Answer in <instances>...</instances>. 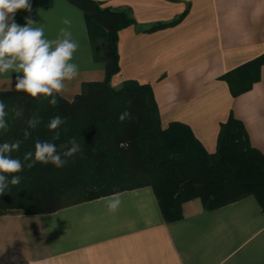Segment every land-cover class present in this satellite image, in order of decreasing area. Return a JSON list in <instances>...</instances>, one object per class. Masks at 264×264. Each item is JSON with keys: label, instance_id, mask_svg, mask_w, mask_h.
Segmentation results:
<instances>
[{"label": "crops", "instance_id": "0c3cea01", "mask_svg": "<svg viewBox=\"0 0 264 264\" xmlns=\"http://www.w3.org/2000/svg\"><path fill=\"white\" fill-rule=\"evenodd\" d=\"M93 1L136 21L119 33L115 89L127 81L150 85L162 128L187 126L209 153L216 152L221 126L232 115L264 154V66L260 81L238 97L222 80L264 55V0ZM28 2L31 10H17L15 23L31 20L46 39L67 28L78 41L71 61L78 75L59 95L72 100L84 83L103 82L107 63L95 58L103 54L101 44L95 51L84 12L68 0ZM185 13L173 27L145 32ZM17 75L0 74V93L22 92L14 90ZM118 195L115 213L107 208L110 195L49 214L0 216V264H264V212L253 196L216 210L192 200L183 205L182 220L168 223L152 188Z\"/></svg>", "mask_w": 264, "mask_h": 264}, {"label": "trees", "instance_id": "16d2710c", "mask_svg": "<svg viewBox=\"0 0 264 264\" xmlns=\"http://www.w3.org/2000/svg\"><path fill=\"white\" fill-rule=\"evenodd\" d=\"M68 1L84 12L94 50L100 44L106 47L101 58L95 56L107 63L106 78L84 83L72 100L54 93L56 106L49 103L51 97L43 95L34 99L24 92L0 93L9 125L7 131L0 130V144L23 141L11 156L25 164L19 173L4 174L9 180L19 175L21 182L0 193V216L15 211L49 214L145 187L153 189L168 223L182 220L183 205L196 199L205 209L216 210L253 196L264 212V154L252 147L244 124L231 115L221 126L215 153H209L187 126L174 123L164 130L150 85L127 81L119 89L112 86V78L120 73L119 33L136 26L134 18L126 11L102 9L93 0ZM185 16L145 32L173 27ZM263 66L264 55L222 80L228 83L232 96L238 97L260 81ZM14 109H22L23 114L15 117ZM125 110L131 116L120 121ZM57 115L66 123L59 128V140H53L54 131L47 125ZM33 116L39 117L40 123L29 129L27 121ZM26 129L31 135L25 140ZM72 138L81 151L68 158L64 167L39 162L26 167L30 161L23 157L34 152L37 139L59 146Z\"/></svg>", "mask_w": 264, "mask_h": 264}, {"label": "clouds", "instance_id": "9594fccd", "mask_svg": "<svg viewBox=\"0 0 264 264\" xmlns=\"http://www.w3.org/2000/svg\"><path fill=\"white\" fill-rule=\"evenodd\" d=\"M19 9L31 10L28 0H0V74L10 70L13 73H22L15 77V91H22L32 98L43 95L51 97L49 103L56 106L58 101L54 93L59 94L65 90L66 81H71L78 75V65L72 63L73 55L77 51L78 41L72 39V33L67 28L60 30V35L55 39H46L43 28L31 26V20L24 26L14 21V14ZM65 25L70 20L63 21ZM13 90V89H9ZM131 104V100L128 101ZM6 104L0 101V130L7 131L8 123L5 111ZM15 117L23 114L22 109L13 110ZM131 113L125 110L119 116L120 121L129 119ZM40 123V118L33 116L28 119L29 129H35ZM66 123L59 115L50 119L47 127L54 131L53 140H59L61 125ZM31 133L26 129L24 139H28ZM23 141L4 142L0 144V193L9 189V185H17L21 182L19 175L8 176L4 174L19 173L25 164L18 158H13L11 153L18 151ZM69 145H71L69 147ZM81 151L80 144L75 138L67 143L57 146L55 143L37 139L34 152L25 153L23 160L30 161L26 167L32 168L37 162L51 163L57 168H62L68 163V158ZM122 201L119 195H113L107 199L109 212L115 213Z\"/></svg>", "mask_w": 264, "mask_h": 264}, {"label": "rangeland", "instance_id": "374dc122", "mask_svg": "<svg viewBox=\"0 0 264 264\" xmlns=\"http://www.w3.org/2000/svg\"><path fill=\"white\" fill-rule=\"evenodd\" d=\"M198 5H208V0H203L202 2L198 3ZM105 45L104 44H101V52L104 53L105 51ZM99 51H100V48H99ZM17 212V211H15Z\"/></svg>", "mask_w": 264, "mask_h": 264}]
</instances>
